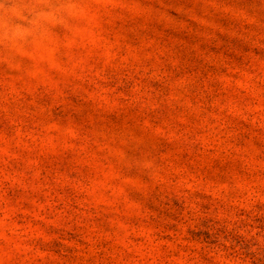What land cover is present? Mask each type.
I'll return each mask as SVG.
<instances>
[{
  "label": "rangeland",
  "instance_id": "rangeland-1",
  "mask_svg": "<svg viewBox=\"0 0 264 264\" xmlns=\"http://www.w3.org/2000/svg\"><path fill=\"white\" fill-rule=\"evenodd\" d=\"M0 264H264V0H0Z\"/></svg>",
  "mask_w": 264,
  "mask_h": 264
}]
</instances>
